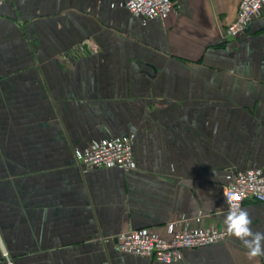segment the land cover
Listing matches in <instances>:
<instances>
[{
	"label": "crops",
	"instance_id": "obj_1",
	"mask_svg": "<svg viewBox=\"0 0 264 264\" xmlns=\"http://www.w3.org/2000/svg\"><path fill=\"white\" fill-rule=\"evenodd\" d=\"M126 1L0 6V264H264L229 235L172 263L116 249L130 230L225 229L231 177L264 172V7L229 37L240 0L155 19ZM126 136L132 168L78 164ZM241 208L264 231V202Z\"/></svg>",
	"mask_w": 264,
	"mask_h": 264
},
{
	"label": "built area",
	"instance_id": "obj_2",
	"mask_svg": "<svg viewBox=\"0 0 264 264\" xmlns=\"http://www.w3.org/2000/svg\"><path fill=\"white\" fill-rule=\"evenodd\" d=\"M4 0H0V6ZM127 9L146 19L163 18L174 9L173 0H127ZM264 7V0H240L235 20L227 27V36L236 37L243 33L255 16ZM76 159L85 169L97 167L134 166L132 139L129 136L93 144L76 153ZM228 209L241 207L245 201L264 202V172L262 169H246L231 177L225 189ZM168 238L151 233L148 229L130 230L117 236L116 249L137 256L172 263L182 258L184 250L204 247L227 239L226 229L219 227L198 228L189 231H174L169 228Z\"/></svg>",
	"mask_w": 264,
	"mask_h": 264
},
{
	"label": "clouds",
	"instance_id": "obj_3",
	"mask_svg": "<svg viewBox=\"0 0 264 264\" xmlns=\"http://www.w3.org/2000/svg\"><path fill=\"white\" fill-rule=\"evenodd\" d=\"M224 225L227 234L239 240L247 250L249 259L264 257V231L253 230L247 209L230 206L224 217Z\"/></svg>",
	"mask_w": 264,
	"mask_h": 264
}]
</instances>
